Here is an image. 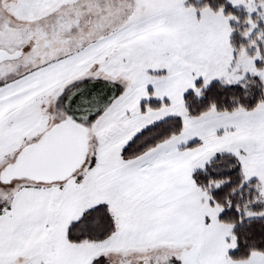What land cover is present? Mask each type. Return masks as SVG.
<instances>
[{
	"label": "snow or ice",
	"instance_id": "6c2138e0",
	"mask_svg": "<svg viewBox=\"0 0 264 264\" xmlns=\"http://www.w3.org/2000/svg\"><path fill=\"white\" fill-rule=\"evenodd\" d=\"M0 264H264V0H0Z\"/></svg>",
	"mask_w": 264,
	"mask_h": 264
}]
</instances>
